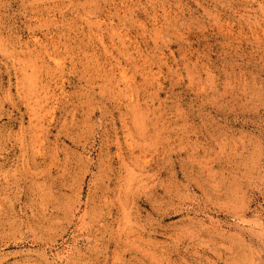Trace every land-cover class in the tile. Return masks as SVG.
<instances>
[{
	"label": "rangeland",
	"instance_id": "rangeland-1",
	"mask_svg": "<svg viewBox=\"0 0 264 264\" xmlns=\"http://www.w3.org/2000/svg\"><path fill=\"white\" fill-rule=\"evenodd\" d=\"M0 264H264V0H0Z\"/></svg>",
	"mask_w": 264,
	"mask_h": 264
}]
</instances>
